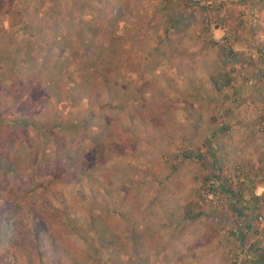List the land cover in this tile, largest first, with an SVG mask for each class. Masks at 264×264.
<instances>
[{
    "label": "rangeland",
    "instance_id": "rangeland-1",
    "mask_svg": "<svg viewBox=\"0 0 264 264\" xmlns=\"http://www.w3.org/2000/svg\"><path fill=\"white\" fill-rule=\"evenodd\" d=\"M3 1L0 116L9 95L43 102L34 116L48 119L15 126L13 140L0 126V164L18 175L0 176V193L14 202L21 246L0 264L36 257L28 215L44 216L52 186L69 212L43 264H235L238 251L264 264L249 249L264 234V0ZM7 3L21 13L13 23ZM63 26L89 54L65 79L56 60L66 38L48 49ZM29 65L42 68L25 91ZM219 71L232 79L221 92L209 81ZM68 115L82 124L64 132ZM191 200L203 213L184 221Z\"/></svg>",
    "mask_w": 264,
    "mask_h": 264
},
{
    "label": "trees",
    "instance_id": "trees-1",
    "mask_svg": "<svg viewBox=\"0 0 264 264\" xmlns=\"http://www.w3.org/2000/svg\"><path fill=\"white\" fill-rule=\"evenodd\" d=\"M6 1L10 2L9 0H6ZM3 2L5 3V0ZM7 4L9 7L8 8L9 18L8 19H9V22L13 23V21L17 20L21 16V13L17 12V10H14V8H11V4L9 3ZM55 6H58V4L51 3L50 8H52V10H55ZM84 22H87V21L85 20ZM69 32H70V28L63 26L61 30L57 32L55 39L49 40L50 42L48 45V49L52 48L54 44L58 42V40L62 39L64 42L66 38V42L61 47V50H60L61 52L58 55V58L56 60L57 64H60L61 68L63 66L62 69L64 72V76H61L63 77V79L67 77L69 72H72V70H74L75 68L78 69L83 64L82 59L84 57L89 56V54L85 52L86 50L82 48V45L83 47H85L84 45L85 39H83L84 36H82L81 34H76V35L71 36L73 37V39H70L69 37L68 38L66 37L68 34H70ZM88 38H90V40L87 44L93 42V40L97 39L98 37L91 38V36H89ZM62 40L58 43H61ZM45 47L46 45H42V49H45ZM94 56L95 54L93 55V57ZM99 57H100L99 53H97V58ZM16 64L17 63H14L10 68H8L10 72V76L16 77V73H14V68L16 67ZM126 66H127V63L123 62L124 70L126 69ZM41 68H42L41 66H38V68H35L34 66L29 65L28 68L25 69V72H26L25 76L27 78L26 84L24 86L25 91L31 90L36 86L37 81L35 80L37 79V76ZM72 75L74 77H72L71 79H74V81L80 80V77H82L81 75L76 76L75 73ZM58 77L54 75L52 83L55 86L57 84ZM59 81L60 80H58V82ZM209 81L217 92H221L223 89L229 87L232 83L230 74L224 71L223 72L219 71L215 74H211L209 76ZM68 89L70 93L75 92L70 87ZM8 100H9V95H7V98H5V105H7L8 103L9 109L5 110L7 114H3V113L1 114L0 126L1 127L4 126L7 130L9 129L8 132H11V135H10L11 140H13V137H16L17 135L15 133L17 132V129L15 126H19V127L21 126L22 129L21 128L20 129L23 130L24 132L26 131L27 127H31V125H33L34 120L45 121L48 119V118H45V120H43L44 118L36 119L34 116L35 115L34 113L37 111L36 110L37 105L39 103L40 104L43 103L41 101L35 104L30 102L29 104H26V105H17L14 102L15 101L14 98L12 100H9V101ZM11 112L13 113V116L9 115ZM15 112L19 113L20 115L19 118H16V117L14 118ZM61 112L63 111L61 110ZM61 112L57 110L53 114L54 116L53 119L51 120V118H49V120H51L50 122L56 123L54 120L55 119L57 120L61 117ZM68 117L70 116L68 115L66 118L62 119L65 121L64 126L61 128L62 131L71 132V128L73 129L75 126L80 127V125L82 124L80 121H71V122L66 121ZM51 126H53V124H51ZM11 140H9V146L10 145L14 146V142ZM71 142L72 140L71 141L68 140L66 143L64 142L66 144L64 148H69L71 146ZM56 145L57 143L55 142L54 147H56ZM5 165L7 164H0V176L5 177L9 175L10 178H16L18 175L13 174L14 171L7 172L8 170L12 171L14 169V168L12 169L13 166L9 169L8 166H5ZM23 172L25 171L23 170ZM22 175L23 173L21 174L20 177H22ZM32 182H33V176H32ZM66 185L67 184H65V186ZM41 202H42V207L44 208L42 210L45 212L44 216L41 215L40 213H37L35 210L30 212L28 215L30 224H29L27 240H29L32 243L34 242V246L32 245L33 246L32 250L34 252V255H36V257L34 256V258L33 256H30L29 258L30 262L28 264H43L44 263L43 261L46 260L44 258H46V252L48 248L50 247L51 244L55 245L56 237L54 235L55 228L53 227L63 226L62 224L63 220L67 216V213L69 212L68 205L70 202H67V200L63 198V193L61 192V190L59 191L55 186H52L47 190L45 196L41 199ZM13 207H14V202L10 200L9 198H7L4 194L0 193V261L2 258L1 254L5 251H8L10 248L14 247L15 249L18 248V250H21V246L17 242L16 232L13 231L11 228V226H13L12 225L13 219L9 215L12 212L10 209H12ZM202 213H203L202 206L199 204V202L194 201V200H191L185 203L182 207V217L184 221H189V222L196 221L202 216ZM48 217H50L49 218L50 221L48 220ZM18 221L21 222L19 218H18ZM2 236H5L6 240ZM89 239L91 240V242H95V244H97L95 238H89ZM250 247L252 250H258L264 254V234L260 240L254 241L249 246V249ZM2 264H5V263L3 262Z\"/></svg>",
    "mask_w": 264,
    "mask_h": 264
},
{
    "label": "built area",
    "instance_id": "built-area-1",
    "mask_svg": "<svg viewBox=\"0 0 264 264\" xmlns=\"http://www.w3.org/2000/svg\"><path fill=\"white\" fill-rule=\"evenodd\" d=\"M263 195L264 196V187L262 188V192L260 193V195ZM243 260V254L242 252H239L238 251V254H236L235 256V264H246L247 262L246 261H242Z\"/></svg>",
    "mask_w": 264,
    "mask_h": 264
}]
</instances>
